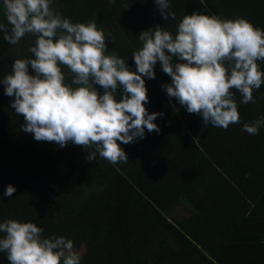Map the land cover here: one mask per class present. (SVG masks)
Instances as JSON below:
<instances>
[{"label":"trees","instance_id":"trees-1","mask_svg":"<svg viewBox=\"0 0 264 264\" xmlns=\"http://www.w3.org/2000/svg\"><path fill=\"white\" fill-rule=\"evenodd\" d=\"M168 2L175 19H163L155 0H54L53 8L72 23L96 22L108 51L133 72L139 34L159 26L175 36L185 15L243 18L264 30V0ZM0 23L10 30L3 0ZM3 36L0 31V81L16 59L34 58L29 48L36 39L28 34L12 45ZM257 64L264 72V61ZM154 71L155 79L144 77L145 107L163 113L154 121L160 132L145 129L143 139L121 143L129 162L117 164L98 153L89 161L95 145L61 148L21 131L24 118L0 83V223L32 222L44 229L43 238L72 240L84 249L81 264H264V127L258 135L243 130L264 117V84L253 90L255 103H241L239 91L230 89L240 121L225 130L204 125L168 97L162 86L171 77L159 61ZM29 74L35 75L31 66ZM122 95L118 88L117 100ZM8 185L16 189L11 197L3 195ZM0 264H9L7 253L0 252Z\"/></svg>","mask_w":264,"mask_h":264},{"label":"clouds","instance_id":"clouds-1","mask_svg":"<svg viewBox=\"0 0 264 264\" xmlns=\"http://www.w3.org/2000/svg\"><path fill=\"white\" fill-rule=\"evenodd\" d=\"M115 3V0H111ZM163 19H175L168 0H155ZM54 0H3L7 27L0 23L3 39L15 45L28 34L36 37L29 48L34 58L16 59L11 74L0 83L14 97L11 108L24 118L21 131L38 142H69L87 149L89 161L97 153L110 164L129 162L120 144L133 143L148 133L160 132L154 121L163 113L149 114L145 79H155V65L171 77L163 85L189 114L204 125L221 127L239 123L237 103L230 89L242 95L241 103H255L253 90L264 84V30L243 18L185 15L173 36L157 26L142 31V48L133 53L136 71L107 49L106 35L97 23H72L56 13ZM108 53V54H106ZM174 58L179 62L174 63ZM29 66L35 75L29 74ZM61 66L71 73V83ZM76 85L77 87H73ZM94 85L103 89L101 95ZM123 95L116 98L117 89ZM264 117L245 123L243 130L258 135ZM16 189L6 187L11 197ZM44 229L32 222L9 219L0 223V252L9 264H81L74 242L65 237L43 238Z\"/></svg>","mask_w":264,"mask_h":264},{"label":"rangeland","instance_id":"rangeland-1","mask_svg":"<svg viewBox=\"0 0 264 264\" xmlns=\"http://www.w3.org/2000/svg\"><path fill=\"white\" fill-rule=\"evenodd\" d=\"M74 250L77 251L79 255H81V254L83 253V251H84V249H82V250H78V249H76V248H74Z\"/></svg>","mask_w":264,"mask_h":264}]
</instances>
